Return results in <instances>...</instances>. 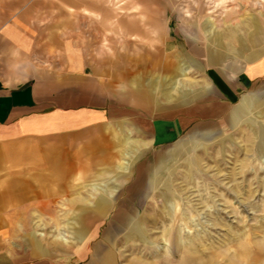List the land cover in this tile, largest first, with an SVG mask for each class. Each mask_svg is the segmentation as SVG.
Here are the masks:
<instances>
[{"label":"rangeland","instance_id":"rangeland-1","mask_svg":"<svg viewBox=\"0 0 264 264\" xmlns=\"http://www.w3.org/2000/svg\"><path fill=\"white\" fill-rule=\"evenodd\" d=\"M11 4L57 32L70 23L73 49L86 41L101 62H115V96L144 89L152 99L137 107L146 116L135 125L115 118V161L81 179L86 192L57 196L62 223L15 227L10 247L35 235L65 238L72 251L103 244L122 264L164 253L168 264L191 255L198 264H264V84L232 99L213 78L264 55V0H0V9ZM171 41L183 49L177 57L164 48ZM161 53L175 73L154 66ZM180 115L184 129L150 147L147 120Z\"/></svg>","mask_w":264,"mask_h":264},{"label":"crops","instance_id":"crops-1","mask_svg":"<svg viewBox=\"0 0 264 264\" xmlns=\"http://www.w3.org/2000/svg\"><path fill=\"white\" fill-rule=\"evenodd\" d=\"M15 6L0 9V264H82L88 254L90 261L84 264H122L117 253L101 248L103 244L88 250L87 241L75 251L65 238L35 235L30 245H9L15 227L62 223L55 218L57 196L86 192L77 189L81 179L115 161V118L126 116L135 125L146 116L137 107L146 108L152 99L144 89L115 96V62H101L102 55L89 52L86 41L73 49L70 23L57 32L53 24H41L31 7L10 10ZM168 42L164 48L174 49L168 53L177 57L182 47ZM159 60L154 66L160 72L177 71L164 53ZM146 62L141 65L144 71ZM213 78L233 99L239 91L264 84V55L234 75L219 70ZM178 83L171 81L164 93ZM147 121L142 128L150 147L173 139L186 125L183 115ZM107 193H115V188ZM97 204L96 210L105 207ZM92 213L79 224L91 223L97 216ZM164 257L149 264H168ZM193 257H181L176 264H198Z\"/></svg>","mask_w":264,"mask_h":264}]
</instances>
